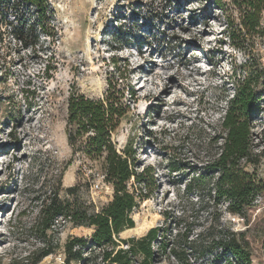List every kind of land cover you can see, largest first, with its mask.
<instances>
[{"label": "rangeland", "instance_id": "rangeland-1", "mask_svg": "<svg viewBox=\"0 0 264 264\" xmlns=\"http://www.w3.org/2000/svg\"><path fill=\"white\" fill-rule=\"evenodd\" d=\"M4 1L0 264H66L60 257L68 239L94 232L62 216L45 229L41 213L56 191L95 211L112 200V184L105 181L110 189L100 195L91 189L104 175V158L79 151L68 164L66 133L70 94L103 98L110 84L126 87L130 105L113 134L117 151L128 153L137 174L158 162L142 182L134 176L128 182L130 191L147 196L137 198L135 226L119 233L118 248L127 246L120 239L161 226L168 247L155 243L156 264H206L230 229L245 232L255 264H264V192L238 220L228 201L210 194L214 178L206 168L226 137L222 122L237 84L250 76L257 163L247 169L264 180V35L248 36L243 50L233 45L227 21L238 23L239 13L232 0H48L40 14L28 3ZM197 250L212 252L196 259ZM44 251L51 253L38 261ZM84 252L85 263L70 264L102 263V248Z\"/></svg>", "mask_w": 264, "mask_h": 264}, {"label": "trees", "instance_id": "trees-1", "mask_svg": "<svg viewBox=\"0 0 264 264\" xmlns=\"http://www.w3.org/2000/svg\"><path fill=\"white\" fill-rule=\"evenodd\" d=\"M1 2L2 0L0 4ZM20 2L36 7L39 14L50 8L48 0L13 1L15 6ZM232 2L239 13L238 23L228 20L227 33L233 45L243 50L248 36L257 38V35H264V0ZM252 84L253 79L250 76L239 80L222 122L227 131L226 137L219 152L206 166L207 174L214 178L210 194H214L216 200L228 201V211L238 217H244L248 209L256 204L257 197L264 192V180L247 169L248 165L257 163L253 154V131L250 122L257 104ZM126 92V87L110 84L103 98L95 99L78 93H71L69 96L66 133L72 147V157L68 164L72 163V158L79 151L91 158L103 157L105 181L114 186V196L107 205L96 211L88 205L61 200L58 191L49 197L41 213V222H45V229H50L59 216L75 226L94 227L90 238L73 236L68 239L64 250L66 264L86 260L84 251L92 247L103 249L101 264H156L158 251L154 246L159 240V250H167L168 245L162 240L164 229L161 226L150 228L140 237L120 239L127 246L118 248L120 243L116 237L119 233L135 226L131 212L139 204L137 198L147 196L136 195L135 191H130L128 182L132 176L142 182L143 173L151 174L158 167L155 160L151 167H144L143 173L137 174L129 161L128 153L122 154L116 149L113 134L130 108L125 97ZM75 190L76 186L67 189L70 194ZM244 233L227 230L217 242L220 253L206 264H255L252 253L245 244ZM195 252L198 254L197 259L212 251ZM50 253L51 251H44L38 261ZM173 253L180 261V254L177 251Z\"/></svg>", "mask_w": 264, "mask_h": 264}, {"label": "built area", "instance_id": "built-area-1", "mask_svg": "<svg viewBox=\"0 0 264 264\" xmlns=\"http://www.w3.org/2000/svg\"><path fill=\"white\" fill-rule=\"evenodd\" d=\"M104 187H107L108 189H110V185L105 184V175H102L101 180L92 183V185H91L92 193H94L96 195H100L101 193H104V191H105ZM105 193H107V191ZM237 218H238V220H243L242 217H237ZM237 218L235 216V219H237ZM60 259L63 261L62 263H64L65 255L61 256Z\"/></svg>", "mask_w": 264, "mask_h": 264}, {"label": "bare ground", "instance_id": "bare-ground-1", "mask_svg": "<svg viewBox=\"0 0 264 264\" xmlns=\"http://www.w3.org/2000/svg\"><path fill=\"white\" fill-rule=\"evenodd\" d=\"M151 156V155H150ZM153 158V157H152ZM146 165H147V161H146ZM151 165H153V163H151Z\"/></svg>", "mask_w": 264, "mask_h": 264}]
</instances>
